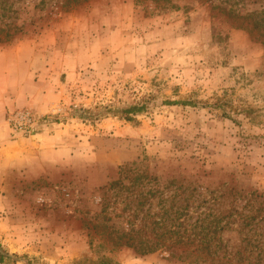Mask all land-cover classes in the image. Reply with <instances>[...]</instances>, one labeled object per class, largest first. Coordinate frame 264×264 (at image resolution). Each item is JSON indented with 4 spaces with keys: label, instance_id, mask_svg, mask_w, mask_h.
Here are the masks:
<instances>
[{
    "label": "rangeland",
    "instance_id": "374dc122",
    "mask_svg": "<svg viewBox=\"0 0 264 264\" xmlns=\"http://www.w3.org/2000/svg\"><path fill=\"white\" fill-rule=\"evenodd\" d=\"M176 1L0 0V264H264L262 36Z\"/></svg>",
    "mask_w": 264,
    "mask_h": 264
},
{
    "label": "trees",
    "instance_id": "16d2710c",
    "mask_svg": "<svg viewBox=\"0 0 264 264\" xmlns=\"http://www.w3.org/2000/svg\"><path fill=\"white\" fill-rule=\"evenodd\" d=\"M45 1V0H42ZM61 6L65 9H69L71 6L80 4L84 2L85 0H61ZM138 2H144L145 0H137ZM155 7H171V8H179L180 5L176 0H151ZM212 9H218L219 11L227 14L230 18L233 20L241 21L240 24H244V21L247 20V25L251 27V29H257L260 36H262V43L264 44V1L262 3V8L259 11L260 14H256V12L249 10L245 7V0H219V4H213L212 0ZM257 15V16H256ZM165 103L169 104H175V103H186V100H178V99H172V100H165ZM149 106V101L144 100L142 102H138L135 104H132L128 107H124L121 110L122 115L128 119V120H134L136 117L134 116L137 113L142 112ZM108 113L111 111H115L116 109L108 106L107 107ZM106 115V114H104ZM93 119H99L101 118L100 112H94L92 113ZM116 244L120 245H127L134 247L137 251H140L141 253H148L155 251L157 249V246L154 243H148V241L144 239H139L136 241V239L133 236H130L126 238L125 240L119 239L116 241ZM12 256L17 258V254L11 255L9 251L3 247L2 243L0 242V263L5 262L6 260L10 259ZM181 256V255H180ZM78 264H117L114 261H112L109 257H100L97 261L94 262H88V263H78Z\"/></svg>",
    "mask_w": 264,
    "mask_h": 264
},
{
    "label": "built area",
    "instance_id": "2783aa9c",
    "mask_svg": "<svg viewBox=\"0 0 264 264\" xmlns=\"http://www.w3.org/2000/svg\"><path fill=\"white\" fill-rule=\"evenodd\" d=\"M41 118L32 109L21 108L9 111L7 121L13 133L32 134L40 126Z\"/></svg>",
    "mask_w": 264,
    "mask_h": 264
},
{
    "label": "crops",
    "instance_id": "0c3cea01",
    "mask_svg": "<svg viewBox=\"0 0 264 264\" xmlns=\"http://www.w3.org/2000/svg\"><path fill=\"white\" fill-rule=\"evenodd\" d=\"M0 69H1V66H0ZM2 79H3V81L8 80V77L5 76V77H2Z\"/></svg>",
    "mask_w": 264,
    "mask_h": 264
}]
</instances>
